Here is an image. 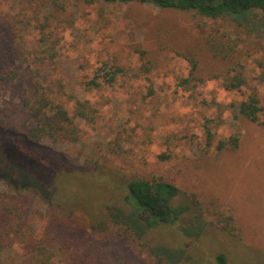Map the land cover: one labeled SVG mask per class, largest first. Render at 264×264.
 Masks as SVG:
<instances>
[{
  "label": "rangeland",
  "instance_id": "rangeland-1",
  "mask_svg": "<svg viewBox=\"0 0 264 264\" xmlns=\"http://www.w3.org/2000/svg\"><path fill=\"white\" fill-rule=\"evenodd\" d=\"M263 19L262 13L251 14L245 27L236 28L225 20L136 4L0 0V144L10 141L9 134L29 121L23 104L33 93L29 77L53 89V97L70 113L77 101H88L98 111L93 124L77 119L81 130L77 144L42 142L43 147L78 158L71 166H57V178L71 173L72 181L53 177L55 187H49L51 198L45 202L33 190L20 189L18 180L0 178V208L21 205L39 233L51 220L59 221L62 236L81 264H158L150 246L157 247L168 264H216L219 255L227 264H264V127L235 118L225 108L251 92L264 99V85L258 78L262 72L259 62L264 63ZM169 25L175 33L188 31L205 37L216 38V32L229 38L238 34L241 45L232 64H239L238 70L244 67L248 85L242 91H228L220 81L211 80L196 88L180 87V79L189 74V64L174 54L176 39L153 32ZM51 46L55 49L44 51ZM136 46L159 53L150 73L142 69L144 60L134 52ZM113 60L129 69L128 77L112 88L88 89L85 82ZM14 71L22 79H9ZM207 121L215 133L210 148ZM231 136L240 138L238 148L218 151V141ZM18 147L33 159L38 153L42 163L50 159L43 148L31 149L22 142ZM0 154L15 163L19 157L8 143L0 147ZM95 162L117 178L113 184L93 182L105 187L103 196L90 190L96 172L83 175L86 180L89 177L87 183L78 180L79 171H73ZM28 164L33 172L37 170L33 162ZM35 174L45 176L40 171ZM136 176L177 185L198 204L203 222L194 224L186 218L179 225L149 229L139 239L126 232L123 224L109 221L118 207L125 208V186ZM69 185L79 191L70 193L98 199L69 205L64 189ZM104 200L109 205L102 206ZM55 204L60 213L53 211ZM70 209L74 211L71 218ZM91 218L107 219L108 231L90 230ZM10 254L5 251L0 259Z\"/></svg>",
  "mask_w": 264,
  "mask_h": 264
},
{
  "label": "trees",
  "instance_id": "trees-1",
  "mask_svg": "<svg viewBox=\"0 0 264 264\" xmlns=\"http://www.w3.org/2000/svg\"><path fill=\"white\" fill-rule=\"evenodd\" d=\"M85 1L88 4L97 2L124 6L136 4L140 6H151L163 12L191 13L212 21L225 20L232 22L236 28L245 27L251 14L257 17L259 13H262L264 17V0ZM262 24H264V19L262 20ZM170 26H164V28L158 27L153 32L162 31L163 34L161 37L169 35L176 39L173 48L174 54L184 58L189 64V74L187 77L180 79V87L196 88L211 80L220 81L222 86L228 91H242L248 85V78L244 72V67L238 70L237 67L239 64H232L233 55L241 45L238 34L234 38H229L227 34L221 35L219 32H216L218 34L216 38L215 35L205 37L191 35L188 31L175 33L174 31H170ZM10 31V27L7 26L6 32ZM53 49H55L54 46H51L44 51ZM165 49L166 47L162 48V50ZM133 50L144 60L142 69L146 74L152 71V66L156 63L158 64V61L155 63L153 60V58L158 60L160 57L156 50H153L155 52H149L138 46L135 49L133 48ZM147 64L151 66H147ZM259 67L262 69V72L258 78L260 84L264 85V63L259 62ZM128 75L129 69L126 66L121 65L117 60L107 61L100 67L93 79L85 82V86L90 90L102 87L112 88L118 83L119 79L128 77ZM13 78L22 79L20 73L17 71H14L12 76L9 77V79ZM29 79L33 92L32 97L23 102L29 113V121L17 127L14 133L9 134L12 138L10 141L3 140L0 144V147H3L6 143L15 147L19 157L15 163L10 158V160H6V156L0 154V178L18 180V187L20 189L33 190L36 195L44 198L45 202H48L51 198L49 187H55L52 178H57V166L59 164L71 166L72 161L78 162L79 160L78 158H71L66 152L54 151L55 149L49 146L43 147L42 142L48 140L56 145L66 141L77 144L81 138V130L77 124V119H85L93 124L96 122L98 111L88 101H77L73 113H70L64 105L56 101L53 97V89L43 87L40 82H34L32 77H29ZM245 97L244 100L238 103L232 102L225 108L230 109L235 118L240 116L264 127V99L257 92H251ZM204 105L209 106L210 104L205 102ZM208 122L206 126V137L207 147L210 148L212 147L215 133L208 126ZM20 142L31 149L37 148L42 150L43 148L46 154L49 155V161L45 160L46 164L42 163L38 153L33 159L26 152L27 150L24 153L18 147ZM239 142L240 138L238 136H231L218 141L216 148L220 152L227 149H237ZM32 162L34 163L35 169H37L35 171H40L45 174V178L43 176L38 177L35 171L33 172L30 169L32 165L28 163L31 164ZM86 163L89 164L90 161H86ZM100 164V162H95L94 164L87 165L85 168L81 167L73 171H79L78 180H85L86 182L90 179L88 177L86 180L83 175L86 176V173L96 172L97 175L94 179L90 180L91 185L94 186L90 190L92 192L96 191L97 195L101 194L100 196H103L105 195V191H103L105 187H98L93 182L113 181L111 183L113 184L117 178L115 177L116 175H112L110 171H107L104 165ZM61 177H64L65 181H72L71 173H67V175ZM46 184L49 186L46 187ZM40 189L43 193H40ZM64 189L67 193L66 198L67 204L69 205H77L78 203L91 202L92 200L96 201L98 199L89 200L85 195L75 194L78 189L72 188L70 185L65 186ZM125 189L127 190L123 199V207L125 208L118 207L116 212L108 220L114 224H123L126 232L134 233L139 239H142V235L149 229L165 224L179 225L186 218H190L194 224L203 222L198 204L183 193L177 185L171 182L162 179L149 180L142 176H136L129 180ZM109 190L118 195L122 194L120 190L116 192L115 190ZM73 191H75L74 194L70 193ZM101 204L102 206L104 204L109 205L105 200ZM51 207L53 211L58 209V213L61 212L59 205L55 204ZM110 208L111 205L108 209L109 211L111 210ZM69 212L68 217L71 218L74 211L70 209ZM58 223L59 221L57 220H51L45 225L44 230L39 233L36 227L32 225L28 216H26V212L21 205H6L0 208V256L5 251L12 253L9 258L3 261L0 259V264H81L77 256H74L70 251V245L62 236L63 231L62 229L60 230ZM87 226L92 231L102 230L107 232L109 228L107 219L97 220L96 218H91ZM82 227L85 228L84 225ZM15 248L16 250H14ZM149 249L156 256L158 264H168L157 247L150 246ZM217 259L216 264H227L223 255H219Z\"/></svg>",
  "mask_w": 264,
  "mask_h": 264
}]
</instances>
